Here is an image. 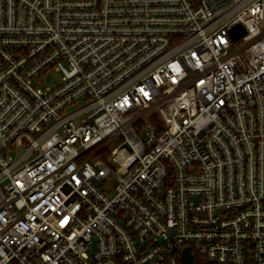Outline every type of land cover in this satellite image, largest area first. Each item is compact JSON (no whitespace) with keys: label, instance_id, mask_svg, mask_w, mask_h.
<instances>
[{"label":"built area","instance_id":"2783aa9c","mask_svg":"<svg viewBox=\"0 0 264 264\" xmlns=\"http://www.w3.org/2000/svg\"><path fill=\"white\" fill-rule=\"evenodd\" d=\"M186 247L264 264V0H0V264Z\"/></svg>","mask_w":264,"mask_h":264},{"label":"water","instance_id":"95a60500","mask_svg":"<svg viewBox=\"0 0 264 264\" xmlns=\"http://www.w3.org/2000/svg\"><path fill=\"white\" fill-rule=\"evenodd\" d=\"M232 35L234 37H240L244 33V29L241 25H237L232 29ZM182 260L184 264H195V256L190 247H186L182 252Z\"/></svg>","mask_w":264,"mask_h":264},{"label":"rangeland","instance_id":"374dc122","mask_svg":"<svg viewBox=\"0 0 264 264\" xmlns=\"http://www.w3.org/2000/svg\"><path fill=\"white\" fill-rule=\"evenodd\" d=\"M59 79H61V74L59 72L50 73L48 76L47 84L55 83ZM115 186H116L115 181H111V183H109V186H108L106 191H107V193H109L110 196L114 194V187Z\"/></svg>","mask_w":264,"mask_h":264},{"label":"trees","instance_id":"16d2710c","mask_svg":"<svg viewBox=\"0 0 264 264\" xmlns=\"http://www.w3.org/2000/svg\"><path fill=\"white\" fill-rule=\"evenodd\" d=\"M195 264H203V259L196 253H195Z\"/></svg>","mask_w":264,"mask_h":264}]
</instances>
